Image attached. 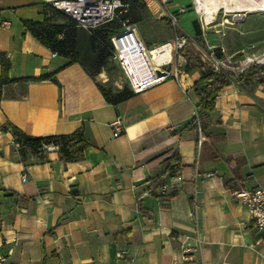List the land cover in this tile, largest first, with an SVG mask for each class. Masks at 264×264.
<instances>
[{"label": "crops", "instance_id": "crops-1", "mask_svg": "<svg viewBox=\"0 0 264 264\" xmlns=\"http://www.w3.org/2000/svg\"><path fill=\"white\" fill-rule=\"evenodd\" d=\"M43 4L0 0V50L12 79L0 84V264H264V237L233 194L264 187V85H224L198 144V128L184 125L205 63L174 58L178 81L168 76L109 102L98 88L109 82L105 70L91 77L26 30L23 20H42ZM135 26L148 47L170 41ZM248 48L229 51H264ZM49 73L55 80L27 79ZM117 116L124 128L113 135ZM7 122L32 135L80 128L84 157L66 162L55 149L23 161L12 132L1 129ZM172 150L183 164L166 183L176 193L142 195Z\"/></svg>", "mask_w": 264, "mask_h": 264}, {"label": "trees", "instance_id": "trees-1", "mask_svg": "<svg viewBox=\"0 0 264 264\" xmlns=\"http://www.w3.org/2000/svg\"><path fill=\"white\" fill-rule=\"evenodd\" d=\"M129 3V7L145 6L149 0H123ZM42 20L24 19L23 24L38 41L49 47L52 52L64 56L68 59L67 64L78 62L82 64L91 77H94L108 62L112 61V44L110 36L118 29H112L111 21L98 27L86 29L78 25L77 21L64 10L58 9L49 3H44ZM177 12V11H175ZM56 15H61L63 20L55 19ZM165 20L164 17H159ZM221 56V53H218ZM195 63L203 65L200 60L190 58ZM10 61L4 51L0 50V84L11 82L8 76ZM28 80H55V73H49L38 77H30ZM234 81L242 86L251 87L264 85V62H252L245 69L238 72L222 71L215 72L208 66H203L201 74L195 79L193 86L198 102L195 114L184 125L197 127L199 124L202 135L205 122L208 120L213 108L216 93L229 82ZM98 88L104 98L109 102H119L129 98L134 92L127 82L121 87H114L111 83H98ZM2 130H10L13 140L18 143L15 146L23 161L27 160L28 154H38L42 159L45 157L44 144H54L60 157L68 161L81 160L84 157V148L88 145L82 129H76L69 133L32 135L11 122L1 125ZM183 164L177 150H172L166 159L164 170L155 175L147 186L148 195L169 199L176 193V189L160 191V187L166 184L176 171L182 169ZM227 184V181H225ZM138 206L144 213L141 202Z\"/></svg>", "mask_w": 264, "mask_h": 264}, {"label": "built area", "instance_id": "built-area-1", "mask_svg": "<svg viewBox=\"0 0 264 264\" xmlns=\"http://www.w3.org/2000/svg\"><path fill=\"white\" fill-rule=\"evenodd\" d=\"M156 1L160 4L164 13L170 19V22L175 25L176 13L182 12L183 9L179 8L177 12H172L166 9L168 8L169 0ZM43 2L64 10L77 21L78 25L86 29L95 28L111 21L118 11H126L129 6V3L123 0H43ZM110 41L112 44V58L123 70L130 89L134 93H137L145 88L162 82L168 76L178 81L177 65L174 63L173 56H176V58H178V56L180 57L183 48L188 42H193V39L191 35L186 32L176 33L170 41L148 47L140 38L135 24L130 23L128 20H124L120 28L110 36ZM165 44H169L167 48L168 57L164 56L160 61H156L153 50H156L157 53H163L164 49L161 48ZM223 51L224 49L221 45H208V53H205L207 59L203 63L215 72L232 71L223 68V65L229 61V57L223 56ZM218 53H221V56H218ZM261 55H259L261 57L246 56L235 65L238 69L237 71H242L254 61L264 62V53ZM132 57H136L137 61L138 58L143 59L142 62L138 61L140 64L138 68H141L140 71L142 72L143 70V73L139 72L138 69L136 70V66H133V68H135V75H137V81L131 77V74L127 70V58ZM130 61L133 62L131 59ZM143 64L146 65L147 72L144 70ZM109 125L113 135H119L124 128L123 121L119 116L111 120ZM197 128L199 130L198 144H200L204 136L200 132L199 124ZM12 143L14 146H18L15 140H13ZM43 147L47 151L57 149V146L51 143L44 144ZM211 174L212 173H207V175ZM166 190L167 184H163L160 187V191L164 192ZM233 194L247 206L253 219L254 228L264 237V187H254L251 189L242 188L234 190ZM142 195H148L147 189L142 192ZM189 250L190 248L187 246L182 248L184 254Z\"/></svg>", "mask_w": 264, "mask_h": 264}, {"label": "rangeland", "instance_id": "rangeland-1", "mask_svg": "<svg viewBox=\"0 0 264 264\" xmlns=\"http://www.w3.org/2000/svg\"><path fill=\"white\" fill-rule=\"evenodd\" d=\"M233 5V2H230ZM194 0H169V11H183L176 13V24L170 22L162 7L156 0H149L145 6L129 7L126 11H118L111 20L112 29H119L124 20L136 25H147L150 30V37L167 36L169 40L176 33L186 32L191 35L193 42H188L181 51V56L206 61L205 53H208V45H221L224 49L223 56L229 57L224 65V69L238 70L235 65L246 56L256 57L264 53L246 55L244 51H237L230 54L229 47L233 44L243 42L248 45V50H264V10L255 9L251 11L237 10L236 8L226 11L223 7L214 13L213 20L205 23V13L203 8L197 10ZM167 10V11H168ZM197 10V11H196ZM164 17L165 20L159 17ZM56 20L62 21L61 15H56ZM164 27V28H163ZM258 53V52H256ZM174 55V54H173ZM262 56V55H261ZM259 56V57H261ZM179 57V56H178ZM176 58V56H173ZM142 62V58H138ZM147 72L145 64L142 65ZM101 70H105L108 75L109 83L127 80L123 70L113 59ZM100 70V71H101ZM104 76V73L102 72ZM137 76V75H136Z\"/></svg>", "mask_w": 264, "mask_h": 264}, {"label": "bare ground", "instance_id": "bare-ground-1", "mask_svg": "<svg viewBox=\"0 0 264 264\" xmlns=\"http://www.w3.org/2000/svg\"><path fill=\"white\" fill-rule=\"evenodd\" d=\"M197 10L203 8L205 13V23L211 22L214 17V13H217L219 8L223 7L226 11L236 8L237 10H246L251 11L255 9L264 10V0H194ZM233 2V5L230 3ZM252 12V11H251ZM169 44H165L161 49H164V52L157 53L156 50H153L154 57L156 61H160L162 57H168L167 48ZM133 60V62L130 61ZM140 64L138 63L136 57L127 58V70L131 74V77L137 81L136 73L133 66L138 68ZM141 72V71H139Z\"/></svg>", "mask_w": 264, "mask_h": 264}]
</instances>
